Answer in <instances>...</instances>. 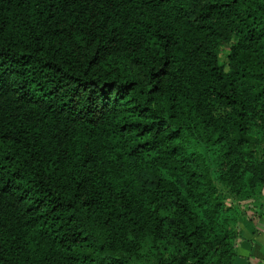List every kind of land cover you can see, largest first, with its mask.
<instances>
[{
  "label": "trees",
  "instance_id": "1",
  "mask_svg": "<svg viewBox=\"0 0 264 264\" xmlns=\"http://www.w3.org/2000/svg\"><path fill=\"white\" fill-rule=\"evenodd\" d=\"M254 129L264 0H0V264H235Z\"/></svg>",
  "mask_w": 264,
  "mask_h": 264
},
{
  "label": "crops",
  "instance_id": "2",
  "mask_svg": "<svg viewBox=\"0 0 264 264\" xmlns=\"http://www.w3.org/2000/svg\"><path fill=\"white\" fill-rule=\"evenodd\" d=\"M241 209L235 264H264V191L259 199L243 203Z\"/></svg>",
  "mask_w": 264,
  "mask_h": 264
},
{
  "label": "rangeland",
  "instance_id": "3",
  "mask_svg": "<svg viewBox=\"0 0 264 264\" xmlns=\"http://www.w3.org/2000/svg\"><path fill=\"white\" fill-rule=\"evenodd\" d=\"M219 50H220V58H221V60L223 62H226L227 61L228 48L225 47V46H221ZM253 133L256 134L257 136H259L262 141H264V131L254 129Z\"/></svg>",
  "mask_w": 264,
  "mask_h": 264
}]
</instances>
